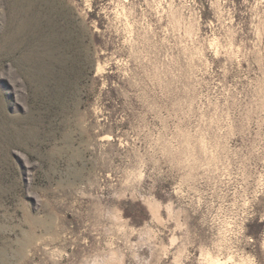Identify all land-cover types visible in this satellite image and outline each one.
Instances as JSON below:
<instances>
[{"label": "rangeland", "instance_id": "rangeland-1", "mask_svg": "<svg viewBox=\"0 0 264 264\" xmlns=\"http://www.w3.org/2000/svg\"><path fill=\"white\" fill-rule=\"evenodd\" d=\"M0 264H264V0H0Z\"/></svg>", "mask_w": 264, "mask_h": 264}]
</instances>
